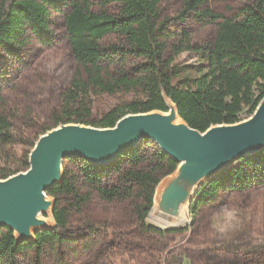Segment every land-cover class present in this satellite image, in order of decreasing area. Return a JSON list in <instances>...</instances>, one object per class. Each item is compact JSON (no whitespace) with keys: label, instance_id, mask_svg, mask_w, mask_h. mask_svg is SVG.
I'll list each match as a JSON object with an SVG mask.
<instances>
[{"label":"trees","instance_id":"1","mask_svg":"<svg viewBox=\"0 0 264 264\" xmlns=\"http://www.w3.org/2000/svg\"><path fill=\"white\" fill-rule=\"evenodd\" d=\"M163 1L105 0L97 13L91 0H0V53H19L29 32L41 44L50 46L51 13H62L68 6L64 19L75 63L51 124L32 130L24 139L20 135L19 139L15 131L0 89V181L27 171L40 136L63 125L112 129L128 115L167 113L168 102L177 107L183 121L201 133L212 126L241 123L255 114L264 99V0H250L236 18L215 13L206 7L208 0H182L180 22L186 23L194 15L205 24H218L216 36L207 46H194L190 34H182L174 54L196 53L204 60L187 75L173 69L172 62L165 58L169 23L161 13ZM113 4L119 7L116 15L105 10ZM113 36L119 43L107 44ZM130 92H139L140 99L94 119L97 98ZM77 160L83 162L79 176L65 169L63 182L47 192L56 200L55 228L40 230L34 240L22 242L15 232L4 229L0 262L16 264L20 254L34 252L40 257L47 248L56 250L71 244L76 240L71 230L74 213L82 215L93 194L106 203H130L133 224L145 238L161 241L167 235L188 230H164L148 224L157 186L178 167L161 150L149 160L138 146L104 167ZM258 186H264V151L236 160L205 181L190 213L197 216L200 207L216 201L221 192H244ZM66 200L69 203L64 207L61 203ZM84 221L91 239L88 249L108 247L109 236L98 232L108 227ZM166 264H185V260L178 257Z\"/></svg>","mask_w":264,"mask_h":264},{"label":"rangeland","instance_id":"2","mask_svg":"<svg viewBox=\"0 0 264 264\" xmlns=\"http://www.w3.org/2000/svg\"><path fill=\"white\" fill-rule=\"evenodd\" d=\"M91 1L94 11L100 13L101 3L105 0ZM249 2L208 0L206 7L225 17L236 18L239 9ZM181 4L182 0H164L161 13L169 23L165 58L172 62L173 69L176 67L182 75H187L194 72L195 66L204 64V60L196 53L174 54L182 34L189 33L194 46H207L213 42L218 24H205L194 15L186 23L180 22ZM105 10L116 15L119 7L113 4ZM68 11L66 6L62 13H51L50 46L41 44L29 32L28 40L19 53H0V89L19 139L28 137L34 129L51 124V119L60 108L61 95L70 84L75 63L65 27L64 14ZM107 42L110 45L119 43L114 36ZM140 97L139 92L101 96L93 105L94 119ZM153 113L168 116L160 111ZM139 147L149 160L153 158V153L160 150L151 140H143ZM82 163L77 159H65L63 171L69 170L78 177ZM111 178L116 181V177ZM83 190L87 191L86 188ZM171 193L177 195L175 190ZM91 200L82 215L74 213L71 230L76 233L75 241L62 249L47 248L40 257L34 252L20 254L16 264H166L178 257H182L185 264H264V186L244 192H221L216 201L202 205L197 216L190 213L187 205L185 220L181 221H176L178 216L175 214L166 215L159 211L154 214L152 211L148 224L164 230L188 229L185 233L167 235L161 241L145 238L141 234L133 224L130 203H106L95 194ZM67 203L68 200L61 204L67 207ZM181 207L178 206V210ZM45 217L54 221L53 215ZM84 219L108 227V230L103 228L98 231L100 235L109 236L108 247L88 249L91 239L87 237ZM3 230L0 229V236Z\"/></svg>","mask_w":264,"mask_h":264},{"label":"water","instance_id":"3","mask_svg":"<svg viewBox=\"0 0 264 264\" xmlns=\"http://www.w3.org/2000/svg\"><path fill=\"white\" fill-rule=\"evenodd\" d=\"M263 101L250 121L212 126L205 133L192 129L185 121L174 125L170 116L153 112L128 115L112 129L63 125L49 131L35 144L29 157L30 168L0 181V229L15 232L18 242L34 240L40 230L54 229L55 225L40 222L38 216L49 205L47 192L63 182L64 160L82 159L104 167L136 149L143 140L154 141L178 163L176 171L159 183L154 196L155 205L162 188L167 195L166 215H177L178 206L189 201L190 208L205 181L197 189L196 185L204 177L221 174L236 160L264 151ZM168 107L179 116L173 103L168 102ZM181 163H185V168H179ZM195 177L201 179L193 184L189 178ZM173 190L176 196L172 195ZM52 203L53 215L56 200ZM32 227L37 228L31 231Z\"/></svg>","mask_w":264,"mask_h":264},{"label":"bare ground","instance_id":"4","mask_svg":"<svg viewBox=\"0 0 264 264\" xmlns=\"http://www.w3.org/2000/svg\"><path fill=\"white\" fill-rule=\"evenodd\" d=\"M264 105V101H263V103L261 104V107ZM175 108V107H174ZM166 115H168V116H170V118H171V120H172V123L174 124V125H183L184 123H183V120L178 116V114L175 112V111H173V110H170L169 112H167L166 113ZM180 169H182V168H185V163H181V165H180V167H179ZM208 178H210V176L208 175V176H206V177H204L197 185H196V188L195 189H197V187H198V185L200 184V183H203L204 181H207V179ZM190 179V181L193 183V184H195L197 181H199L201 178L200 177H195V178H189ZM163 191H162V188H160V190H159V194H158V196H157V198H156V202H155V205H154V208H153V213L154 214H156L158 211L159 212H163V213H165V212H167V211H169V209H168V206H167V203H166V200H167V195H164L165 194V192L164 193H162ZM193 193H194V191H193ZM193 193H192V196H193ZM52 199H50L49 197H46V202L49 204L48 205V207L44 210V214H40L39 216H38V220L40 221V222H42V223H47V224H49V225H53L54 224V221L52 220V219H50V218H46L45 217V215H52V209H53V203H52ZM188 203H189V201L187 202V204L183 207H181V209L180 210H178L176 213H177V216H178V219L176 220V221H181V219L182 220H185V211H186V208H187V205H188ZM165 214H167V213H165ZM37 227H32L31 228V231L32 230H34V229H36Z\"/></svg>","mask_w":264,"mask_h":264}]
</instances>
